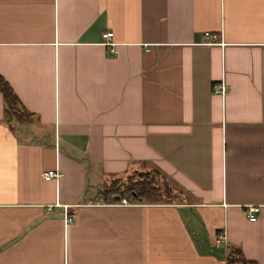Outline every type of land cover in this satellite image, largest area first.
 I'll return each instance as SVG.
<instances>
[{
	"label": "crops",
	"instance_id": "crops-1",
	"mask_svg": "<svg viewBox=\"0 0 264 264\" xmlns=\"http://www.w3.org/2000/svg\"><path fill=\"white\" fill-rule=\"evenodd\" d=\"M0 75V264H264V0H0ZM153 169L179 199H98Z\"/></svg>",
	"mask_w": 264,
	"mask_h": 264
},
{
	"label": "trees",
	"instance_id": "trees-1",
	"mask_svg": "<svg viewBox=\"0 0 264 264\" xmlns=\"http://www.w3.org/2000/svg\"><path fill=\"white\" fill-rule=\"evenodd\" d=\"M0 94L3 113L8 122L28 123L33 114L23 108L11 87L0 75ZM105 202H117L125 198L128 202H159L179 199L180 194L156 170L137 171L124 177H115L100 184L97 192ZM227 264H255L246 260L239 251H232L226 257Z\"/></svg>",
	"mask_w": 264,
	"mask_h": 264
},
{
	"label": "built area",
	"instance_id": "built-area-1",
	"mask_svg": "<svg viewBox=\"0 0 264 264\" xmlns=\"http://www.w3.org/2000/svg\"><path fill=\"white\" fill-rule=\"evenodd\" d=\"M100 35H101V38H102V40H103V42L105 44H108V45H112L113 44L111 42L112 31H104V32H101ZM211 37H213V35ZM110 49L113 51V48H110ZM218 85H219V91L221 93H224L225 90H226V84L223 81H220L218 83ZM57 175H58V172H57L56 168H50V169L44 170L41 173V176H42L43 179L55 178ZM98 199H101V198L99 197ZM117 202H119V204H127L128 203V201L125 198H121ZM52 205L53 204H46L45 208L47 210L51 209ZM62 207H63L64 218L66 220H69L71 218V216L65 209L66 205H62ZM258 211H259V206L258 205L248 204L245 207V215L248 218V220H250V221H253V220L256 219ZM223 237H224L223 233H220L218 235L217 239H222Z\"/></svg>",
	"mask_w": 264,
	"mask_h": 264
}]
</instances>
